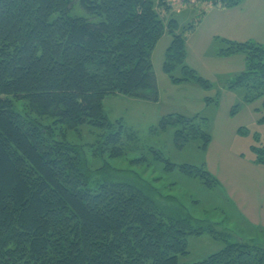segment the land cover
<instances>
[{"label": "trees", "instance_id": "16d2710c", "mask_svg": "<svg viewBox=\"0 0 264 264\" xmlns=\"http://www.w3.org/2000/svg\"><path fill=\"white\" fill-rule=\"evenodd\" d=\"M79 1L103 19L71 17L75 0H0V264H264V244L231 239L230 230L194 217L176 198L169 209L141 185L95 179L82 148L52 141L39 121L14 105L24 99L33 112L69 127L97 125L105 149L121 155L125 125L119 119L115 129L102 100L118 93L158 98L152 56L165 33L171 41L163 70L173 82L210 88L212 82L187 62V39L211 8L243 0ZM188 5L196 17L178 32L177 18L167 17L173 7ZM217 41L220 55L246 58L245 69L226 85L243 87L246 102L264 98V44ZM178 65L181 75L174 73ZM194 117L170 113L158 128L178 122V146L201 137L207 148L211 134ZM255 152L264 163V146ZM161 158L168 170L178 167L208 186L218 184L204 166ZM205 232L222 248L182 260L190 253L188 236Z\"/></svg>", "mask_w": 264, "mask_h": 264}, {"label": "rangeland", "instance_id": "374dc122", "mask_svg": "<svg viewBox=\"0 0 264 264\" xmlns=\"http://www.w3.org/2000/svg\"><path fill=\"white\" fill-rule=\"evenodd\" d=\"M196 13L197 9L193 6H175L167 19L177 18V31L180 32L196 17ZM69 15L88 17L95 22L103 19L102 16L89 13L79 0L73 3ZM161 40L158 41L152 56L154 70L160 81L158 98L152 100L138 95L118 93L107 95L102 100L104 111L115 123V129H119V119L121 124L125 125V149L121 155H111V147L105 149L101 141L103 131L97 125L85 122L69 127L61 121H55L56 116L33 112L29 102L24 99H15V108L39 121L52 141L67 142L71 146L82 148L90 167L94 170L95 179L124 180L141 185L150 194H158L160 203L169 209L171 206H177L178 201L196 218L219 220L222 229H230L233 240L240 236L238 233H245L246 236L243 237L248 240L264 244V234L260 231L256 237L254 233L246 234L247 232L240 230L237 221L241 219L234 216L233 205L229 207L225 201L219 199V186H208L200 177L185 175L178 167L168 170L165 167L166 161L161 158L162 156L177 164L204 166L206 170L215 169L219 164L216 161L219 156V142L227 143L246 157L254 156L256 147L264 146V122L259 124L258 120L253 118L259 117L264 103L257 110L256 104L246 102L245 89L242 87L228 88L233 94H227L228 89L224 86L226 81L230 80L228 78L232 79L234 76L225 75V72L230 70L229 65L225 64L219 68L218 59L210 56L208 52L205 53L196 44L189 50L194 57L191 59L194 65L188 64L207 77L212 86L204 88L191 82H174L175 87H171L162 79L167 73L163 71L164 75H161L158 70L162 59ZM194 47L201 50L202 56L195 54ZM174 73L181 75V65L177 66ZM239 103L238 110L233 111V106ZM170 113H181L192 118L196 116L194 121L201 123L211 134L208 148L201 147L204 142L201 137L190 139L183 147L178 146L175 142V131L181 127L178 122L170 124L166 129L158 128L162 117ZM202 117L206 118L207 123ZM97 169H100V172L97 173ZM200 236H188L190 253L182 260L193 261L208 255L206 253H209L211 248L206 250L209 244L205 237Z\"/></svg>", "mask_w": 264, "mask_h": 264}, {"label": "crops", "instance_id": "0c3cea01", "mask_svg": "<svg viewBox=\"0 0 264 264\" xmlns=\"http://www.w3.org/2000/svg\"><path fill=\"white\" fill-rule=\"evenodd\" d=\"M164 35L165 37L161 38L160 42L162 59L158 67L161 75H164L163 61L166 49L171 41L169 33ZM218 38H228L236 41L254 40L264 44V0H243L238 6L211 8L187 39L188 63L194 65L191 61L194 57L189 50L193 44H196L205 53L208 52L210 56L218 59L219 68L224 67L225 64L229 65L230 70L225 72L226 76L239 74L246 67L245 55L243 53L220 55L217 46ZM194 50L196 51L195 54L202 56L200 49L194 47ZM167 75L162 77L163 81L171 87H175V83ZM158 76L157 82L159 85ZM226 84L224 87L228 89L229 87ZM195 85L199 86L198 84ZM238 88L240 87L232 89ZM229 89L227 94H233ZM251 103L256 104L258 110L261 108L260 105H263L264 98ZM263 113L264 107L259 117L257 119L256 116L253 118L258 120L259 124L264 122L258 119ZM216 161L219 163L217 168L209 171L218 179L216 186H219V199L225 201L229 207L233 205L234 210L232 212L234 216L241 219L237 221L240 230L247 232L246 234L254 233L256 237H258V231L264 234V163L257 161L256 153L254 156L246 157L224 142H219V156ZM205 219L219 223V220ZM244 234L238 233L239 237L247 239L243 237L246 236ZM200 235V237H205L204 239L209 244L206 250L211 248V251L206 254L222 248L223 243L211 234L205 232Z\"/></svg>", "mask_w": 264, "mask_h": 264}]
</instances>
